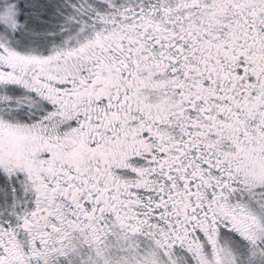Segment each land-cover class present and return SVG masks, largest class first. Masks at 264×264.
I'll return each instance as SVG.
<instances>
[{"label":"snow or ice","instance_id":"1","mask_svg":"<svg viewBox=\"0 0 264 264\" xmlns=\"http://www.w3.org/2000/svg\"><path fill=\"white\" fill-rule=\"evenodd\" d=\"M0 264H264V0H0Z\"/></svg>","mask_w":264,"mask_h":264}]
</instances>
